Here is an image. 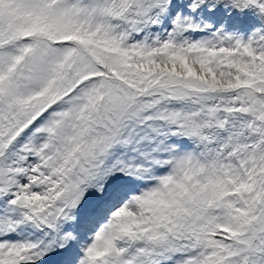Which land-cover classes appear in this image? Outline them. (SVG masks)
<instances>
[{"label":"snow or ice","instance_id":"1","mask_svg":"<svg viewBox=\"0 0 264 264\" xmlns=\"http://www.w3.org/2000/svg\"><path fill=\"white\" fill-rule=\"evenodd\" d=\"M0 264H264V0H0Z\"/></svg>","mask_w":264,"mask_h":264}]
</instances>
